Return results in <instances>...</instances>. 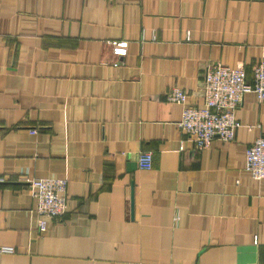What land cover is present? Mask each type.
<instances>
[{
    "label": "crops",
    "instance_id": "0c3cea01",
    "mask_svg": "<svg viewBox=\"0 0 264 264\" xmlns=\"http://www.w3.org/2000/svg\"><path fill=\"white\" fill-rule=\"evenodd\" d=\"M263 54L264 0H0V264H264V179L244 169L264 100L197 149L166 99L201 105L208 64L250 76ZM23 176L67 180L44 232Z\"/></svg>",
    "mask_w": 264,
    "mask_h": 264
},
{
    "label": "built area",
    "instance_id": "2783aa9c",
    "mask_svg": "<svg viewBox=\"0 0 264 264\" xmlns=\"http://www.w3.org/2000/svg\"><path fill=\"white\" fill-rule=\"evenodd\" d=\"M111 52L116 57L128 53L129 42L124 39L111 40ZM203 99L201 105L189 104L187 92L181 87H172L166 99L182 105L178 127L190 138L197 149H202L217 137L223 142H230L235 137L239 122L236 110L247 93H254L259 100H264V54L251 69L250 76L242 64L230 66L221 62L208 64L203 73ZM36 132V130H33ZM138 166L151 169L152 153L143 150L138 155ZM244 169L257 179H264V137L260 136L246 148ZM32 197L36 201L39 232L47 228V219H61L66 213L65 178H27ZM12 246H2L1 252H12ZM139 264V263H136Z\"/></svg>",
    "mask_w": 264,
    "mask_h": 264
}]
</instances>
